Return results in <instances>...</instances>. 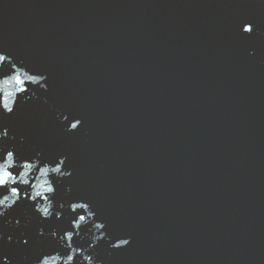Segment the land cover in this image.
<instances>
[{
    "label": "water",
    "instance_id": "obj_1",
    "mask_svg": "<svg viewBox=\"0 0 264 264\" xmlns=\"http://www.w3.org/2000/svg\"><path fill=\"white\" fill-rule=\"evenodd\" d=\"M0 50V148L28 193L0 195L8 264H264V0H0ZM80 200L67 261L50 232Z\"/></svg>",
    "mask_w": 264,
    "mask_h": 264
},
{
    "label": "snow or ice",
    "instance_id": "obj_2",
    "mask_svg": "<svg viewBox=\"0 0 264 264\" xmlns=\"http://www.w3.org/2000/svg\"><path fill=\"white\" fill-rule=\"evenodd\" d=\"M253 22L248 20V21H243L242 22V26H241V30L242 33L244 34H250L253 32ZM12 59V56L8 55L6 51L4 50H0V68H2V66L4 65V62L7 60ZM12 68L16 67V64L13 63L11 65ZM0 74H3L2 71H0ZM40 79H45L46 77L41 74ZM16 81L18 84H23L24 81L20 79L19 75H16L15 77ZM25 79L29 80V81H35L37 79V77L34 76H25ZM47 86V85H45ZM21 92H25V89H20ZM30 99V98H29ZM3 102V110H0V116H3L6 113H12L14 114V107L11 106V101H7V98H4ZM19 100H17L16 105H18ZM66 120L68 119L67 117L65 118ZM72 120H75V122H71V130H76L78 128V125L80 124V121L76 118H73ZM9 135V129L7 127H4L2 125H0V141H4ZM5 153H6V157H5ZM14 153L16 155V157H19V150L17 148H13L12 150H9L7 147L4 148H0V195H2L4 192H9L11 194H14V196L19 199L20 198V194L21 192H23L24 197H28V193L25 189H22L18 186H10L11 182L15 179L14 176V171H10L8 169V167L6 165L10 164L14 158ZM62 159L59 160V163H57L56 158L49 160V163H56V167L52 169L53 172H59L61 176H70L71 173L69 171H61L60 166L61 165H65V161L67 159V157L61 155ZM30 166V165H29ZM45 170L46 169H42ZM20 175L23 176V172H20ZM23 183H27V181H24ZM49 192H56L57 189H53V188H49L48 189ZM5 200H8V196L4 195L3 199H0V204H3ZM82 203H75L72 202L70 203L71 209H72V213H74L75 215L70 219L68 225L62 229H53L50 232L51 237H57L58 235V231L62 232V235L59 236V242L64 241L67 238V244L64 246L63 251L64 254L67 256V261H73L74 259V254L77 256L81 251H83V248L81 246H79L78 244H76L75 247H73V225L79 226L80 230L82 228V226L86 225L89 222V218H93L96 213L91 210L90 208V204L88 202H84L83 200ZM21 203H23L24 201H20ZM19 206V205H17ZM64 208V204L60 205V209ZM77 210H81V211H77ZM43 215L45 218H48L46 220H43V222L45 221H49L52 219L53 214L49 212V209L47 207L42 209ZM81 212H85L86 214H81ZM3 213L0 212V216H2ZM61 216V212L59 210H57L55 212V217L57 219H59V217ZM99 221V220H97ZM81 222H83V224H81ZM20 221L17 220V224H19ZM97 230L100 229H104L105 228V223H94L93 225ZM39 234L41 236L44 235V229L40 228L39 230ZM78 235V233H77ZM105 235L104 232H100L99 236L95 237V240L93 241L92 244H95L96 241H98L101 237H103ZM9 240L12 239V237H8ZM23 239V243L24 244H28L29 241L27 239ZM0 240H3V236H0ZM129 241L126 239H116L115 242L113 243L112 247L113 248H120L123 247L124 245H128ZM92 245H89V247H91ZM69 249L71 250V252H69ZM51 251H56L55 248H53ZM47 258V254H42ZM84 260H87L89 262V264H93V258L89 255H85L84 256ZM0 264H8V260L7 257L5 256H0ZM36 264H46V261H41L39 258L36 261Z\"/></svg>",
    "mask_w": 264,
    "mask_h": 264
},
{
    "label": "clouds",
    "instance_id": "obj_3",
    "mask_svg": "<svg viewBox=\"0 0 264 264\" xmlns=\"http://www.w3.org/2000/svg\"><path fill=\"white\" fill-rule=\"evenodd\" d=\"M0 175H2V174H0Z\"/></svg>",
    "mask_w": 264,
    "mask_h": 264
}]
</instances>
